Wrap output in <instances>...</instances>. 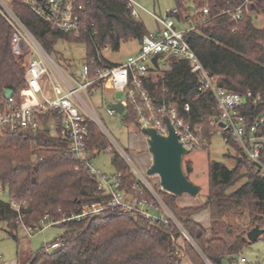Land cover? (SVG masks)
I'll return each instance as SVG.
<instances>
[{"label":"trees","instance_id":"trees-1","mask_svg":"<svg viewBox=\"0 0 264 264\" xmlns=\"http://www.w3.org/2000/svg\"><path fill=\"white\" fill-rule=\"evenodd\" d=\"M173 1L179 11L178 18L195 26L186 39L203 68L216 77V83L235 93L250 91L257 97V101L241 109L252 123L255 116L264 113V23L261 27L255 24L257 17H264V0ZM75 2L85 8L88 20L94 22L90 30L93 35L82 34L76 38L71 33L51 30L22 0H12L10 6L48 54L58 41L83 43L89 61L96 48L109 46L111 50H117L122 41L139 42L147 32L139 18H133L123 0ZM204 7L208 8V15L203 17L200 12H195ZM237 7L241 11L240 19L234 21L231 15ZM11 35L7 20L0 14V103L4 101V88L11 90L18 103L20 91L26 86L21 58L15 60L11 53ZM156 73L162 77L153 81L149 76L144 80V86L159 103L162 100L177 105L187 102L192 107L193 120L200 117L207 122L216 116L212 97L199 91L195 74L186 61L171 58L164 68H157ZM132 118L133 112L129 108L119 120L129 124L133 122ZM40 119L46 122L48 116L43 115ZM260 131L264 134V125ZM88 137L89 147L96 146L113 154L111 162L121 173V183L130 187L134 176L92 123ZM222 137L237 153L235 165L229 168L208 160L207 198L201 206L179 207L176 204L178 197L164 190L159 193L202 254L203 258L187 244L184 253L193 264H223L224 261L225 264H239L238 255L252 244L246 239L247 232L256 226L264 229V178L248 163L230 133L223 131ZM76 165L67 142L58 132L51 134L45 128L14 134L0 131V185L8 190L10 201H25L20 215L23 224L32 227L33 231L41 229L45 216L53 222L69 219L86 203L105 198L97 191L94 178L85 170H75ZM241 169L245 183L227 193V189L239 181ZM191 172L192 165L187 163L186 173ZM200 210L209 211L206 227L192 220ZM16 216L11 202L0 201V223L6 226V232L15 241L18 240ZM60 228L64 231L62 237L49 245L60 242L62 247L46 252L48 245L43 246L18 264H181L182 261L173 243L182 237L180 231L147 223L135 213L116 211L98 218L71 219L62 222ZM260 237L264 239V234Z\"/></svg>","mask_w":264,"mask_h":264},{"label":"built area","instance_id":"built-area-1","mask_svg":"<svg viewBox=\"0 0 264 264\" xmlns=\"http://www.w3.org/2000/svg\"><path fill=\"white\" fill-rule=\"evenodd\" d=\"M12 0H0V14L7 20L11 31V53L21 67L25 88L20 91V101L15 102L12 95L0 103V131L18 133L21 131L35 132L47 126L48 131L57 132L68 144V151L77 162L75 170L87 171L95 180L97 191L105 196L100 202L86 203L82 209L69 219L53 222L47 216L42 220V227L60 225L71 219L98 218L110 212L135 213L147 223L161 224L176 228L182 237L189 236L153 190L152 185L144 179L136 167H129V173L134 176L131 186L126 188L120 181L121 173L107 175L94 168L92 160L99 151L96 146L87 145L89 124L96 126L107 139L113 150V138L97 117L90 98L97 94L102 84L110 80L112 90L119 91V101L124 105V111L118 115L114 108L106 110L107 116L114 120L131 109L133 124L139 131L145 128L154 129L159 135H167L166 120L173 126L178 140L185 150H206L210 138L223 131L231 134L232 138L242 149L249 164L255 166L264 178V134L260 129L264 125V113L255 116L252 123L241 113L248 103L257 101L250 91L235 93L219 86L216 77L204 69L186 37L195 29L178 18L176 7L164 16L151 14L155 21L156 30L146 32L139 43V50L127 57L122 64H111L103 58V52L111 50L109 46L96 48L94 57L89 61L84 56L81 68L76 69L69 61L59 65L47 54L44 48L26 29L22 21L11 9ZM29 9L42 19L51 30L71 33L79 38L82 34L93 35L91 28L94 22L88 20L85 8L76 4L75 0H22ZM131 10L133 18H138L137 10L142 9L135 0H123ZM202 16L209 14L207 7L199 11ZM240 9L236 8L231 15L233 20L240 19ZM230 14L229 11H226ZM178 58L188 63L190 71L195 74L199 91L208 93L215 103L216 116L207 122L197 117L191 119L192 107L187 102L179 105L165 100L158 102L151 97L144 86V80L164 68L171 58ZM116 98L114 102H116ZM113 102V103H114ZM47 115L46 122L40 117ZM120 127L119 122L115 123ZM53 134V133H52ZM118 149V148H117ZM120 152L126 160L124 152ZM160 191L163 189L158 185ZM24 200L11 201V208L17 214L16 223L25 232L33 234V228L23 224L20 215ZM62 247L60 242L46 246V252L55 251ZM245 262L242 258L240 263Z\"/></svg>","mask_w":264,"mask_h":264},{"label":"rangeland","instance_id":"rangeland-1","mask_svg":"<svg viewBox=\"0 0 264 264\" xmlns=\"http://www.w3.org/2000/svg\"><path fill=\"white\" fill-rule=\"evenodd\" d=\"M135 1L142 8L137 10L139 22L148 32L156 30L155 21L151 17V14L164 16L166 12L172 11L175 7L173 0ZM263 23L264 17H257L255 21L256 26L261 27ZM85 49V44L83 43L76 44L68 43L66 41H58L55 43L54 50L47 54L51 56L53 60L57 61L59 65H63L64 62L69 61L72 66L79 69L85 61ZM138 50L139 43L136 40L129 39L126 42L122 41L117 50H108L103 52V58L111 64H122L127 61L128 56L135 54ZM151 76L153 81H157L160 77H162V75H158L156 72H154ZM114 100L115 90H112L111 81L107 80L102 84V87L99 89L97 94L90 98V104L93 106L97 117L102 122L107 132L113 138V151L118 154L128 169L131 166L136 167L144 179L152 185L153 190H155L159 196V193L163 190L160 191L158 188L160 183L158 177L156 175L150 176L147 174V170L151 162V156L146 150L144 137L139 131H137L133 124H123L118 117H115L114 120H112L106 114L107 108L112 106ZM116 122H119L120 127L116 126ZM52 133L54 134V132H51V134ZM117 148L121 152H124L126 160H123ZM236 156L237 153L229 148L222 135L219 134L210 138L207 150L195 149L192 150V152L185 154L182 158L184 173L188 181L198 186L199 190L194 196H189L183 193L180 195V197L183 198L179 199L178 204L183 205L185 200L190 201L191 204H203L207 198L206 195L208 191V160H213L232 168L235 165L234 158H236ZM112 158V153L99 151V154L92 160V164L94 168L110 175L115 172V167H113L111 162ZM187 163L192 165V172L190 174L186 173ZM243 173L244 171L241 169L239 172V181L235 186L228 188L227 193L237 190L243 183H245L246 179L241 177ZM0 201L6 203L11 202L8 190L1 185ZM161 201H163L166 205L164 199ZM192 220L198 221L202 224V226L206 227L209 224V214L207 211L200 210L198 214H195L194 217H192ZM17 226L18 240L15 241L6 232V226L3 223H0V264H18L24 262L32 253L39 252L43 246L49 245L55 242L56 239L61 238L64 232L60 228V225H55L44 227L43 230L34 231L33 234L29 235L20 224ZM173 243H175L176 246V254L182 258L181 264H193L184 253V249L187 244L194 247L198 254L202 257L199 249L190 238L189 240H185L183 237H179ZM238 257V260L241 257L245 259V262L242 264H264V239L262 237L258 238L257 242H254L247 248H244Z\"/></svg>","mask_w":264,"mask_h":264},{"label":"water","instance_id":"water-1","mask_svg":"<svg viewBox=\"0 0 264 264\" xmlns=\"http://www.w3.org/2000/svg\"><path fill=\"white\" fill-rule=\"evenodd\" d=\"M4 97H10L12 92L8 88L3 90ZM121 93H115L116 102L112 104V108L116 110L118 115L124 111V105L119 101ZM168 134L159 135L152 128H145L140 131L145 137L146 150L151 156V162L147 170L148 175H156L159 180L160 187L175 197L183 193L194 196L199 188L195 184L188 181L182 165V158L189 151L185 150L182 143L178 140L173 126L169 120H166ZM44 128L48 130L47 126ZM264 234V229L256 226L246 234V239L251 243L257 242V239ZM225 264V261L223 262Z\"/></svg>","mask_w":264,"mask_h":264},{"label":"crops","instance_id":"crops-1","mask_svg":"<svg viewBox=\"0 0 264 264\" xmlns=\"http://www.w3.org/2000/svg\"><path fill=\"white\" fill-rule=\"evenodd\" d=\"M144 137V136H143ZM144 139H145V137H144ZM181 198H183V197H180V196H178V198H177V201H176V204H177V206H179V207H183V208H194V207H199V206H201L202 205V203H193V204H191L190 203V201H187V200H185L184 202V204L183 205H179L178 204V202H179V199H181ZM203 211H207V210H203ZM200 212V211H199ZM198 212V213H199ZM208 212V214H209V211H207ZM198 213H196V214H198ZM195 215V214H194ZM194 217V216H193ZM193 221H195V220H193ZM196 222H198V221H196ZM199 224H201L200 222H198ZM202 225V224H201ZM243 257H241L239 260H238V263L239 264H242V263H240V260L242 259Z\"/></svg>","mask_w":264,"mask_h":264}]
</instances>
